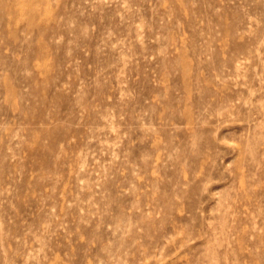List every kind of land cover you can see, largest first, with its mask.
<instances>
[{"label":"rangeland","instance_id":"1","mask_svg":"<svg viewBox=\"0 0 264 264\" xmlns=\"http://www.w3.org/2000/svg\"><path fill=\"white\" fill-rule=\"evenodd\" d=\"M0 264H264V0H0Z\"/></svg>","mask_w":264,"mask_h":264}]
</instances>
